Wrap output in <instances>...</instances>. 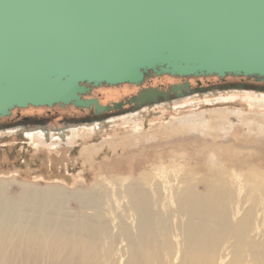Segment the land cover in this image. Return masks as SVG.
Returning <instances> with one entry per match:
<instances>
[{
    "label": "rangeland",
    "instance_id": "obj_1",
    "mask_svg": "<svg viewBox=\"0 0 264 264\" xmlns=\"http://www.w3.org/2000/svg\"><path fill=\"white\" fill-rule=\"evenodd\" d=\"M253 76L149 70L140 83H81L89 89L83 99L101 100L102 106L125 102L122 108L83 107L93 111L64 118L56 109L69 104L30 105L41 113L14 107L0 122V264H138L144 256L125 187L142 184L144 173L197 182L200 172L221 160L264 172V78ZM186 82L190 91L127 103L144 89L166 92ZM159 207L168 222L160 235L155 223L154 248L164 264H173L186 212L171 195L153 211Z\"/></svg>",
    "mask_w": 264,
    "mask_h": 264
},
{
    "label": "bare ground",
    "instance_id": "obj_2",
    "mask_svg": "<svg viewBox=\"0 0 264 264\" xmlns=\"http://www.w3.org/2000/svg\"><path fill=\"white\" fill-rule=\"evenodd\" d=\"M190 2L191 0H0V17L8 18L7 15L14 14L24 17L26 12L32 20H58V23L64 25L61 22L64 15L73 13L76 21L73 28L77 32L91 29L89 25L86 26L88 21H92L91 26L99 23L107 38L105 47L99 45L92 50L95 45L90 44L87 37L80 44H69L73 40H67V45L62 47L55 42L56 47L62 50L61 55L57 53L59 60L71 58L78 69L92 68L91 71L99 74L106 70L112 73L132 72L137 57L152 58L162 48L206 56L214 64L222 66L235 61L238 64L252 65L264 63V50L247 48L248 42L242 36L251 25L245 19L248 13L234 9V5L222 4L218 5L222 11L208 18L209 13L215 11L211 9L206 13H196L194 9L186 7ZM245 4H239V8L242 6L245 10L246 5L264 7L261 4ZM200 5L201 9L216 6L205 0ZM261 24L262 21L254 25L261 29ZM17 26L4 27L3 30L0 27L1 31L14 33L20 39L14 44L13 41L0 39L1 48L19 47V43L23 47L26 44L33 46L34 35L25 33ZM45 49L52 50L48 47ZM2 55L0 51V115L5 114L8 104L13 101L21 102L31 97L50 99L71 94L65 89L67 86L70 90L71 83L64 85L51 79L36 85L29 80L31 71L28 67H35L36 63L40 65V69L47 70L42 73L45 76L50 74L49 70H57L56 66H62L59 69H69L65 63L59 65L57 60L53 61L48 53L42 58L37 56L36 62L30 60L24 63L11 57H1ZM256 77L259 76L254 75L252 78ZM105 86L107 85L104 84L103 87ZM98 102L103 105L99 100ZM69 106L93 111L75 107L72 102ZM61 134L66 136L68 133ZM243 169L248 171L243 172ZM200 173L201 180L193 182L194 178H167L154 171L143 174L142 184L133 188L125 187V193L130 198L131 228L136 232L144 256L138 260V264H150L155 259L157 264L165 262L160 252L154 248L157 236L153 235V230L156 223L158 235L160 232L164 233L168 218L165 217L163 208L159 207L157 212L153 208L167 195L173 197L176 207L178 204L179 208L185 209L184 219H187L185 222L183 217L180 218L182 225L178 229L181 230L184 241L180 243L181 250L173 264H264V172L237 160H221L209 164V172ZM2 231L5 229L0 228V232ZM123 231L128 238L133 239L129 230Z\"/></svg>",
    "mask_w": 264,
    "mask_h": 264
},
{
    "label": "water",
    "instance_id": "obj_3",
    "mask_svg": "<svg viewBox=\"0 0 264 264\" xmlns=\"http://www.w3.org/2000/svg\"><path fill=\"white\" fill-rule=\"evenodd\" d=\"M204 0H191L189 4H187V8L194 9L196 13H199L200 11L203 12H209V10L212 9V13H209L208 18L214 17L215 15H218L222 10L220 6L222 4H231L234 5V9H237L238 11H242L246 14L245 19L248 20V22L251 24L250 28L247 30V32L243 33V38L248 42L247 48H251L254 50H264V7H248L246 4L249 5H264V0H205L206 3L209 2V4L216 5L215 8L212 7H205L204 9H201L200 2ZM227 2V3H226ZM246 3V9L244 10L242 6ZM239 4H242V6L239 8ZM200 5V7H199ZM237 6V7H235ZM193 11V12H194ZM6 15V14H5ZM8 18H2L0 17V23L2 30L4 27H12L16 26L21 28L25 31V33L29 32L34 35L35 42H33V46L30 44H26L23 47V44L19 43V47H10L7 49L5 46H0V51L3 54L1 57H11L13 60H17L18 62H29L30 60H34L36 62L37 56L39 58L45 57V54L48 53L51 56V59L53 61L59 62V65H66L69 67V69H59L58 66H56L57 70H49L50 74L45 76L42 73L47 70L40 69V65L35 64L34 67L31 66L28 67V70L31 71V75H29V80H32L36 85L42 84L44 82H49V80H54L57 83H61L64 85H67L68 83H71L72 86L69 90V88L66 86L65 89H68L69 92H71L70 95H67L66 97H56V98H48V99H35L30 98L28 100L24 101H13L8 104L7 111L5 114H1L0 117L11 115V110L18 106V107H27L29 105L34 106H52L56 103H60L61 105L65 106L68 105L70 102L74 103L76 106H82L89 108L90 106H94L95 109L98 112H105V111H111L112 109H118L122 108L124 106V102L115 103L113 106L107 105L102 106L99 104L97 99L92 100H85L82 98V94L89 91L86 85H82V82L87 83H93L95 85L98 84H122V83H140L145 76V73L149 70L154 71L157 74L162 73H170L172 75H199V74H217L221 77L225 76L226 74H236V75H257L259 77L264 78V63L259 64L256 63L252 65L251 63H242L238 64L236 61L230 63V65H220L214 64L213 60H209L206 56L200 57L199 54H193V53H182V51H175L173 52L170 49H160L158 52L153 55L152 58H144V57H137V62L133 67L132 72H111L110 70H106L103 73H95L94 71H91L92 68H87L86 70H80L78 69L77 64L73 62L71 58L67 60H59L57 57V53L61 55V51L59 50V47H56V43L59 46H66V41L72 39L73 42L69 43H77L80 44L84 41V38H89L90 44L95 45L92 50L97 49L98 46H104L107 45L106 40L107 38L103 35V27L100 26L98 23L97 26H91L90 23L92 21H88L91 29H81L80 32L75 31L73 28L76 25V21L73 17V13H67L63 17V21H61L64 25L58 23V20H44V19H33L26 14L24 17H20L18 15H7ZM3 19V20H2ZM5 19L9 20L6 21ZM94 21V20H93ZM97 21H99L97 19ZM262 21L261 26L263 28H256L255 25L259 24V22ZM255 25H254V24ZM3 25V26H2ZM11 25V26H10ZM131 27V26H130ZM16 28V27H13ZM132 29V28H131ZM130 29V30H131ZM124 30V29H123ZM133 31V30H132ZM138 30H134V32H137ZM125 30L123 31V33ZM88 34V35H85ZM82 37V39H81ZM0 39L3 40H10L13 41V44L15 41H20L19 37L15 35L14 33H9L8 31H1L0 30ZM43 40V41H42ZM50 40V41H46ZM110 44H116V43H110ZM109 46H112L110 45ZM57 45V46H58ZM89 44H87L88 46ZM45 47L52 49V50H46ZM16 48V49H15ZM45 49V50H44ZM108 49V48H106ZM133 51V49H131ZM133 53V52H132ZM134 55V54H132ZM203 58L207 59L204 60ZM5 59V58H1ZM54 63V62H53ZM16 66V65H15ZM41 71V72H40ZM191 86L189 82H186L184 84H176L171 87V89L167 90L166 92H162L158 89L148 88L144 89L142 92L138 94V96L132 97L130 100H127V103H140L145 102L151 99H158L159 97H168L172 93L180 94L184 93L185 90L190 91Z\"/></svg>",
    "mask_w": 264,
    "mask_h": 264
},
{
    "label": "flooded vegetation",
    "instance_id": "obj_4",
    "mask_svg": "<svg viewBox=\"0 0 264 264\" xmlns=\"http://www.w3.org/2000/svg\"><path fill=\"white\" fill-rule=\"evenodd\" d=\"M95 89L92 90V92L94 91ZM121 91V89L117 90L114 94H112L111 92H105L104 96L106 99H108L109 97H115L117 95H119V92ZM100 103L102 104L101 100H99ZM55 108V107H54ZM70 109L66 108L65 111H62V110H59V109H56V114L59 115L58 117H64V118H69V117H73L75 116V114H71V111H79V113H82V114H88L89 113V110H80V109H76L74 108L73 106H69ZM40 112L41 111H44L43 108H39V109H34L33 107H29V110H27V113H32V112ZM15 109L12 111V114L11 116L15 113ZM78 113V114H79ZM77 114V115H78ZM3 119L0 120V122L2 121ZM7 120V119H6Z\"/></svg>",
    "mask_w": 264,
    "mask_h": 264
}]
</instances>
